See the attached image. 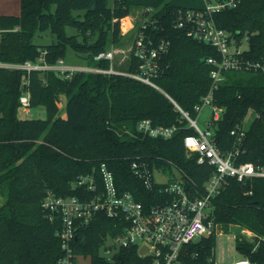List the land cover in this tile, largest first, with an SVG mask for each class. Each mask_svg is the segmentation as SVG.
Listing matches in <instances>:
<instances>
[{"label":"trees","instance_id":"trees-1","mask_svg":"<svg viewBox=\"0 0 264 264\" xmlns=\"http://www.w3.org/2000/svg\"><path fill=\"white\" fill-rule=\"evenodd\" d=\"M237 1L235 8L215 14L214 21L235 46L246 40L245 60L264 63V0ZM135 8L154 10L162 37L171 40L162 61L164 72L155 80L161 90L123 75L80 72L66 79L53 71L0 69V196L6 197L0 207V264H59L64 256L57 235L62 217L42 204L49 193L93 198L95 194L77 180L94 176L101 183L102 165L113 173L120 193H132L146 208L170 198L160 196L159 186L149 190L134 164L172 175L177 170L194 194L203 195L214 168L188 155L184 138L195 130L166 96L197 119L196 106L212 90L213 68L207 59L218 58L217 50L175 27L180 11L204 8L201 0H21L19 15L0 16V61L36 62L43 56L46 63L55 64L71 49L87 66L108 69V60L95 58L121 40L122 20ZM37 33H50L56 41L38 45ZM137 69L131 58L123 71ZM23 94H29L31 109L45 108L44 119L20 115ZM63 97L65 117L60 116ZM212 99L222 110L218 121L212 117L208 122L219 149H235L244 133L240 161L264 165V69L228 72ZM250 112L255 118L245 130ZM143 120L178 130L169 140L151 138L137 129ZM209 219L212 233L184 246L182 264H215L217 235L233 228L254 235H236L240 256L264 264V179L230 178L213 199ZM124 227L120 218L95 214L73 242L77 264L80 257H89L91 264H156L136 246L122 248L110 259L103 255L107 242Z\"/></svg>","mask_w":264,"mask_h":264},{"label":"built area","instance_id":"built-area-1","mask_svg":"<svg viewBox=\"0 0 264 264\" xmlns=\"http://www.w3.org/2000/svg\"><path fill=\"white\" fill-rule=\"evenodd\" d=\"M201 1L204 3L201 10L180 11L175 27L184 31L188 37L213 47L219 54L218 58L207 59V63L213 68L210 74L213 86L210 94L203 98L202 104L196 106L199 114L205 106H210L213 110V121H218L222 110L213 104V90L226 80L228 72L264 69V63L245 60L241 46H235L231 35L218 28L214 21L215 14L235 8L238 5L237 0ZM154 15L155 11L150 8L142 10V22L135 32L129 51L130 59H134L138 64L136 73H128L114 67L115 50L101 53L95 58L96 61L108 60L110 62L108 69L67 65L64 59L58 60L55 64H48L43 56L36 62L0 61V69L22 70L27 74L33 71H53L66 79H71L80 72L123 75L161 90L155 80L164 72L162 61L170 52L171 40L162 37L158 26L159 20L155 19ZM166 96L195 130L194 134L184 138V147L188 155H196L199 165L214 168L213 174L205 184L203 195L198 197L194 194L177 170H174V174L166 182H157L155 173L164 174L165 171H150L146 166L134 164L136 175L144 179L149 190L159 186L160 196L170 198L146 208L132 193H120L113 173L102 165L101 183L94 176H80L77 180L78 185L95 194L93 198L83 200L74 196L57 197L49 193L42 204L44 210L59 213L62 217V229L57 235L61 239L64 256L59 264H77L73 249L77 232L99 212L110 218H120L125 223L121 234L107 242L103 250L105 257L110 259L120 249L136 246L140 255L152 256L156 264H182L179 257L184 246L212 233L214 225L209 219L212 201L227 187L229 179L233 178L239 182L255 178L264 179V165L240 161L241 155L245 153L240 148L244 133L239 137V146L223 153L213 138L212 130L209 127L205 131L201 130L197 119H192L190 114L170 96L167 94ZM31 110L29 94H23L20 97V112L27 117ZM137 129L148 137L169 140L175 135L178 127L154 126L150 120H143ZM247 234L248 237L254 236L250 232ZM233 264L252 262L248 258H242Z\"/></svg>","mask_w":264,"mask_h":264},{"label":"rangeland","instance_id":"rangeland-1","mask_svg":"<svg viewBox=\"0 0 264 264\" xmlns=\"http://www.w3.org/2000/svg\"><path fill=\"white\" fill-rule=\"evenodd\" d=\"M21 11V0H0V16L2 15H18ZM142 22V10L134 9L130 16L124 18L121 23L122 29V38L121 40L112 45L111 50H115L116 54L114 57V67L118 70H126L129 66V51L132 46L134 35L138 27ZM70 33H75L74 30H69ZM55 37L51 36L50 33H46L41 35L39 33L36 34L34 42L38 45H47L55 42ZM242 50L248 49V44L246 40L243 41V45L241 46ZM110 50V51H111ZM65 62L67 65L74 66H87V62L82 55L76 54L73 50L68 49ZM66 103L67 99L65 97L62 98L61 102V112L60 116H66ZM212 108L210 106H205L200 112L197 123L201 130L205 131L208 129V122L212 118ZM21 116L22 113L20 112ZM26 118H45V108L38 107L36 109H32L29 116ZM255 118V114L250 112L245 121H244V129L247 130L251 126L253 120ZM172 177L171 173H155V179L157 182H166ZM6 202L5 196H0V207L4 205ZM238 233H242L248 235L245 231H240L237 228H233L229 233H221L217 235L216 240V248L214 251V260L215 264H233L242 259L240 254L236 250L235 245V237ZM78 264H91L89 257H80L78 260Z\"/></svg>","mask_w":264,"mask_h":264},{"label":"crops","instance_id":"crops-1","mask_svg":"<svg viewBox=\"0 0 264 264\" xmlns=\"http://www.w3.org/2000/svg\"><path fill=\"white\" fill-rule=\"evenodd\" d=\"M19 14H20V13H19ZM19 14H18V15H19Z\"/></svg>","mask_w":264,"mask_h":264}]
</instances>
